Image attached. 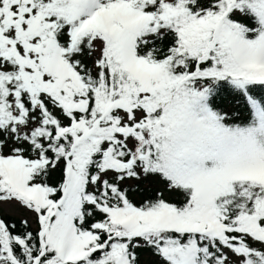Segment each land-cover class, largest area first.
<instances>
[{"label":"snow or ice","instance_id":"1","mask_svg":"<svg viewBox=\"0 0 264 264\" xmlns=\"http://www.w3.org/2000/svg\"><path fill=\"white\" fill-rule=\"evenodd\" d=\"M0 264H264V0H0Z\"/></svg>","mask_w":264,"mask_h":264}]
</instances>
